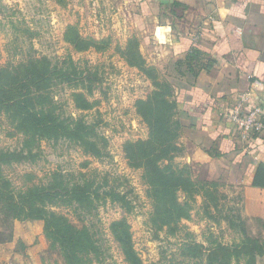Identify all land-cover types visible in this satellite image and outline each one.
<instances>
[{"label": "rangeland", "instance_id": "374dc122", "mask_svg": "<svg viewBox=\"0 0 264 264\" xmlns=\"http://www.w3.org/2000/svg\"><path fill=\"white\" fill-rule=\"evenodd\" d=\"M121 2L0 0V71L10 75L15 89V77L22 78L32 65L47 67L52 75L43 93L54 114L69 123L91 126L100 151L96 156L65 139L34 141L29 148L34 158L1 167L8 190L16 196L48 183L53 173L62 175L68 185H88L91 196L85 208L59 204L47 210L66 216L78 228H89L102 253L92 264H127L110 232V225L123 218L143 264H203L183 258L182 244L192 240L210 247L239 242L238 231L230 225L238 216L248 236L263 239L261 222L240 214L237 192L200 186V172L190 174L195 188L177 194L188 204L189 220L181 221L174 235L152 230L153 204L144 170L130 162L126 144L149 138V124L137 102L156 92V83L167 81L160 75L157 80L156 69L142 57L138 35ZM30 89L35 92V86ZM11 121L10 113L0 108V153L26 149L25 135ZM180 150L172 161L178 168L186 165L181 159L184 149ZM43 227L42 221H12L13 238L4 245L0 264H64ZM256 264H264V255Z\"/></svg>", "mask_w": 264, "mask_h": 264}, {"label": "crops", "instance_id": "0c3cea01", "mask_svg": "<svg viewBox=\"0 0 264 264\" xmlns=\"http://www.w3.org/2000/svg\"><path fill=\"white\" fill-rule=\"evenodd\" d=\"M121 3L142 57L172 88L183 162L202 180L236 191L241 215H250V200L264 207V189L252 186L256 170L264 171V136L238 142L225 118L241 98L245 109L264 108V0Z\"/></svg>", "mask_w": 264, "mask_h": 264}, {"label": "trees", "instance_id": "16d2710c", "mask_svg": "<svg viewBox=\"0 0 264 264\" xmlns=\"http://www.w3.org/2000/svg\"><path fill=\"white\" fill-rule=\"evenodd\" d=\"M193 54H190L188 61H193ZM51 75L47 67L32 65L22 78L15 77L18 88L14 89L10 75L0 71V108L10 113L11 122L26 137V149L23 151L0 153V245L12 241V221H42L45 237L64 264H92L100 260L102 253L89 228H78L66 216L47 210V206L59 204L85 208L91 196L89 186L68 185L62 175L53 173L48 183L20 191L15 196L8 190L9 182L1 172L2 166L34 158L29 148L34 141L40 139L73 141L86 151L100 155L97 143L91 137V126L80 121L69 123L54 114L48 96L43 93L51 81ZM54 75L55 73L53 77ZM157 76L158 74L156 79ZM30 86H35V92L31 91ZM155 86L158 89L146 101L137 102L138 112L149 124V138L127 143L126 153L128 152V159L135 168L144 170L147 196L153 204V213L149 219L152 230L157 233L166 230L174 235L179 230L180 222L190 218L188 204L180 202L177 194L179 191L190 192L196 183L190 177L193 171L189 165L182 168L172 165V161L181 152L178 145L180 124L175 118L178 105L173 100L172 88L168 82L162 81L161 85L156 83ZM77 98L80 99V96L77 95ZM85 102L84 105H87V101ZM199 185L216 187L202 179ZM252 186L261 191L264 189L263 168L256 170ZM254 202L250 200L248 210L250 215L261 222L264 230V207ZM230 225L238 231L239 242L231 245L217 243L205 247L190 240L182 244L181 256L202 261L203 264H256V259L264 255V238L248 236L245 222L239 216L235 224ZM110 232L120 246L127 264H143L134 251L126 219L112 223Z\"/></svg>", "mask_w": 264, "mask_h": 264}, {"label": "built area", "instance_id": "2783aa9c", "mask_svg": "<svg viewBox=\"0 0 264 264\" xmlns=\"http://www.w3.org/2000/svg\"><path fill=\"white\" fill-rule=\"evenodd\" d=\"M230 125L232 136L243 144L264 136V108L255 106L245 109L241 98L225 116Z\"/></svg>", "mask_w": 264, "mask_h": 264}, {"label": "clouds", "instance_id": "9594fccd", "mask_svg": "<svg viewBox=\"0 0 264 264\" xmlns=\"http://www.w3.org/2000/svg\"><path fill=\"white\" fill-rule=\"evenodd\" d=\"M160 32H161V30H157V33H156V35H157V38L159 39V40H161L163 37L161 36V34H160Z\"/></svg>", "mask_w": 264, "mask_h": 264}]
</instances>
